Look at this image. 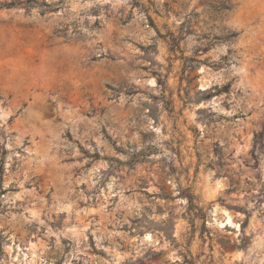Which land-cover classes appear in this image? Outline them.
Segmentation results:
<instances>
[{"label":"rangeland","instance_id":"1","mask_svg":"<svg viewBox=\"0 0 264 264\" xmlns=\"http://www.w3.org/2000/svg\"><path fill=\"white\" fill-rule=\"evenodd\" d=\"M0 264H264V0H0Z\"/></svg>","mask_w":264,"mask_h":264},{"label":"bare ground","instance_id":"2","mask_svg":"<svg viewBox=\"0 0 264 264\" xmlns=\"http://www.w3.org/2000/svg\"><path fill=\"white\" fill-rule=\"evenodd\" d=\"M247 5H248V2L247 1H244V3H243L242 6L245 7ZM238 19H243L245 21L247 20V18H239V17H238ZM253 82H255L254 79H253ZM224 221L227 223L226 225H232L233 224L232 218H231V216L228 213H226V217H225Z\"/></svg>","mask_w":264,"mask_h":264}]
</instances>
